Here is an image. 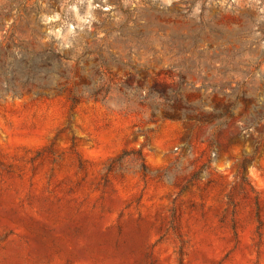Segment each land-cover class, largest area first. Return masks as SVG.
<instances>
[{
    "label": "rangeland",
    "instance_id": "1",
    "mask_svg": "<svg viewBox=\"0 0 264 264\" xmlns=\"http://www.w3.org/2000/svg\"><path fill=\"white\" fill-rule=\"evenodd\" d=\"M0 264H264V0H0Z\"/></svg>",
    "mask_w": 264,
    "mask_h": 264
}]
</instances>
